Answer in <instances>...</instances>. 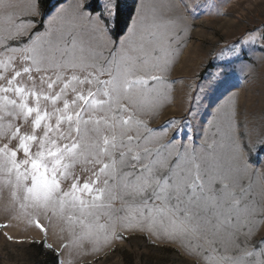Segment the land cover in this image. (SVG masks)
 Segmentation results:
<instances>
[{
	"label": "snow or ice",
	"instance_id": "1",
	"mask_svg": "<svg viewBox=\"0 0 264 264\" xmlns=\"http://www.w3.org/2000/svg\"><path fill=\"white\" fill-rule=\"evenodd\" d=\"M125 6L126 0H73L71 27L78 31L56 34L52 25L64 21L69 8L55 0L45 31L25 38L24 23L14 22L17 5L0 0L2 210L44 232L45 239L41 217L63 222L61 231L73 235L79 227V239L108 244L124 239L118 229L163 233L193 255L200 254L203 240L214 253L204 257L211 264H264V236L252 243L264 227V167L252 163L253 154L257 161L264 154V134L253 140L239 131L234 105L222 133L232 163L222 169L209 155L190 150V140L178 139L188 138L190 120L149 127L144 117L163 95L178 38L173 21L156 10L149 19L133 0L136 19L113 39ZM168 7L195 10L186 0ZM256 31L213 57L217 71L202 77L193 99L211 100L226 87L229 65L247 56ZM222 112L218 106L214 119ZM196 115L190 108L189 116ZM226 226L239 255L211 247Z\"/></svg>",
	"mask_w": 264,
	"mask_h": 264
},
{
	"label": "rangeland",
	"instance_id": "2",
	"mask_svg": "<svg viewBox=\"0 0 264 264\" xmlns=\"http://www.w3.org/2000/svg\"><path fill=\"white\" fill-rule=\"evenodd\" d=\"M13 2L17 5L12 9L16 14L14 22L24 23L27 28L25 38L33 30L45 31L55 0L46 7H42L41 0ZM72 2L63 0V6L69 8V13L64 21L52 25L57 30L56 34L60 31H78L71 27ZM138 2L143 6V15L149 19L153 10H156L164 19L173 21L175 27L172 30L178 38L173 44L177 55L170 60L168 71L164 74L165 82L160 86L163 95L156 108L144 118L153 129H159L170 120L181 123L190 120V129H185L188 138L178 139L185 144H189L190 140V150H195L198 155H209L222 169H227L232 163L231 151L229 141L222 133L227 126V115L232 112L234 105L236 120L240 124L239 131L247 132L253 140L264 134V51H261L264 44L261 40V34H264V0H186L189 6L195 5L191 13L183 8L169 9L168 5L175 0ZM32 4L36 6L34 12L29 10ZM122 16L126 20L124 35L127 26L136 19L133 0H126ZM33 20L37 23L29 27V22ZM253 29L257 30L254 34L256 42L246 46V57L229 65L230 75L226 87L213 94L211 100L197 102L193 99L198 94V85L204 82L202 77L206 78L217 71L218 60L213 57H218L225 46H231L241 37L248 38L247 34ZM82 38L86 45L87 36ZM113 39L116 38L113 36ZM218 106H222L223 112L214 119ZM190 108L197 112L195 119L189 116ZM252 163L254 167H264V154H261L259 161L253 154ZM2 209L3 201H0V225L9 224L10 227H0V264H45L48 250L59 256V264H211L204 257L214 255L203 240L199 241L203 244L200 254L193 255L179 240L172 242L163 233L151 234L148 231L128 232L118 229L124 239L108 244L89 237L79 239V227L73 235L67 230L61 231L63 222H50L41 217V223L48 228L45 239L44 232L26 226L22 219H12V214ZM230 231L232 229L227 226L222 229L211 247L218 248L224 255H239V251L229 241ZM5 233L13 239H7ZM261 236H264V227H261L252 243H258ZM242 240L243 236H240L237 243ZM192 243L197 241L193 240Z\"/></svg>",
	"mask_w": 264,
	"mask_h": 264
},
{
	"label": "trees",
	"instance_id": "3",
	"mask_svg": "<svg viewBox=\"0 0 264 264\" xmlns=\"http://www.w3.org/2000/svg\"><path fill=\"white\" fill-rule=\"evenodd\" d=\"M53 0H41V5L42 7H46V5L49 3H51ZM130 16V13L128 14L127 17ZM126 25V20H125V17L122 16L121 17V21H120V26L119 28L117 29L114 37L117 38V37H121L124 33V26ZM34 246H39L42 247V245H37V244H34ZM44 262L45 264H59V256L52 250H48L46 255H45V258H44Z\"/></svg>",
	"mask_w": 264,
	"mask_h": 264
}]
</instances>
